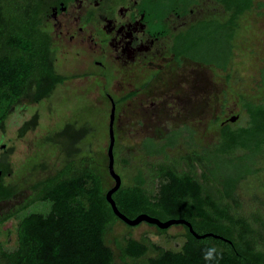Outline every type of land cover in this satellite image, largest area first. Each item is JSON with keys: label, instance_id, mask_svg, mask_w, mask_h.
I'll return each instance as SVG.
<instances>
[{"label": "trees", "instance_id": "1", "mask_svg": "<svg viewBox=\"0 0 264 264\" xmlns=\"http://www.w3.org/2000/svg\"><path fill=\"white\" fill-rule=\"evenodd\" d=\"M197 1L167 0V4L184 3L188 7ZM43 2L0 0V131L6 129L17 104L24 100L42 101L71 78L57 69L51 37L42 24ZM219 2L229 12V19L225 23H217L213 17L204 20L175 50L177 56L188 54L227 70L232 65L235 42L243 25L240 18L255 7L264 8V2ZM250 51L256 56L255 49ZM260 74L261 94L247 92V96H242V107L249 116L247 125L220 126L221 145L213 150L229 162L238 159L236 169L227 168L217 174L211 167L216 159L205 154L206 148L171 158L168 149L179 142L181 129L172 130L161 141L151 136L143 140L137 149L143 157L139 156L142 159L130 174V183L124 184V176L120 174L122 184L113 193L117 206L130 218L146 213L163 221L185 219L195 233L205 236L198 237L188 224L179 223L185 228L179 249H165L148 239L125 237L118 240L124 264H264V213L261 209L243 213L236 195L241 180L258 172L259 157H264V64ZM133 94L129 92L117 98L119 107ZM35 120L36 117L25 122L21 133ZM79 124L69 121L51 138L63 150L61 167L38 180L12 213L0 216L1 225L34 203L44 202L49 207L47 212L31 211L24 215L14 250L7 249L0 240V264H118L106 234L116 222L123 220L107 198L110 188L98 166L95 125L90 121ZM120 132L115 129V160L116 149L118 153L121 145ZM238 149L245 153L237 155ZM156 155H162L163 159L144 158ZM123 161L129 171L131 160L123 158ZM184 162L188 169L180 168ZM196 163L204 167L203 179L196 173ZM0 169H3L1 201L13 197L16 188L3 181L11 170L9 163L2 160ZM156 179L157 190L153 187ZM157 227L161 233L168 230ZM212 246L222 253V258L206 261L204 251ZM151 249L157 252L148 255Z\"/></svg>", "mask_w": 264, "mask_h": 264}, {"label": "rangeland", "instance_id": "2", "mask_svg": "<svg viewBox=\"0 0 264 264\" xmlns=\"http://www.w3.org/2000/svg\"><path fill=\"white\" fill-rule=\"evenodd\" d=\"M198 8L213 12L221 7L213 0H202ZM240 22L243 25L237 35L235 56L229 69L223 70L190 61L172 64L168 69H173L175 73L162 75L154 82L153 91L129 100L123 107L119 122L121 145L118 153L116 149L115 169L124 176V184L130 183V174L140 164V157L143 155L137 149L142 146L143 140L151 136L161 141L175 129L183 132L179 142L168 149L171 158L206 148L205 154L216 159L211 167L215 168L217 174H222L227 168L236 169L238 159L229 162L213 150L221 145L220 121L227 117L231 118L233 127L246 125L248 115L242 107V96H247V92L258 95L263 91L260 88V68L264 64V8L255 7L251 13L243 15ZM250 48L255 49L256 56L251 53ZM63 50L66 52L64 48L58 52V63H63L59 69L71 78L61 84L50 97L40 102L24 100L17 104L8 118L6 129L0 131V161H7L11 168V173L3 181L16 188L13 197L0 201V216L12 213L29 195L38 180L61 167L63 150L55 142L52 143L51 138L69 121L79 122V125L90 121L95 125L98 138H94V144L98 142V166L105 176L107 188H112L116 183L109 168L108 156V127L113 105L102 90L106 86L115 96H122L135 82V75L131 73L127 77L123 75L125 73L119 72L113 81L85 75L86 71H93L86 63L89 52L84 50L78 55L74 52L78 49H75L65 55ZM172 77L175 79L174 83L167 89L164 82ZM153 100L156 101L155 105L151 104ZM35 117L32 126L21 133L23 124ZM235 153L242 155L245 151L238 149ZM123 158L131 160L129 171ZM144 158L155 161L163 159V156ZM180 168L189 167L184 162ZM257 169L258 172L241 180L236 191L243 213L258 209L264 213V157H259ZM203 171L204 167L196 163V173L201 179ZM158 185L159 180L156 179L153 184L155 190ZM48 208V204L44 202L34 203L27 211L12 215L1 224L0 240L5 247L9 250L17 247L19 223L27 212H47ZM167 229L166 233H161L157 225L147 221L131 226L124 221H118L107 232L106 241L113 247L117 263L124 264L118 240L128 236L148 239L165 249H179L184 240V226L173 224ZM149 252L148 255H154L157 250L151 249Z\"/></svg>", "mask_w": 264, "mask_h": 264}, {"label": "flooded vegetation", "instance_id": "3", "mask_svg": "<svg viewBox=\"0 0 264 264\" xmlns=\"http://www.w3.org/2000/svg\"><path fill=\"white\" fill-rule=\"evenodd\" d=\"M213 1L221 8L211 12L198 8L202 0L188 7L184 3L168 6L167 0H44L40 14L44 17L42 24L50 34L56 66L61 74H64L59 69L63 63H58L61 49L66 50H63L65 55L75 49H78L74 51L78 55L88 51L86 63L93 71H86L85 75L113 81L119 72L127 77L134 73L135 82L122 95L134 92L129 99L134 100L153 91L154 82L162 75L175 73L168 69L172 64L190 61L222 69L216 63H206L188 54L177 56L175 50L204 20L213 17L215 22L225 23L229 19V12L219 0ZM174 80L173 77L166 79L164 86L168 89ZM102 91L112 105L115 104V129L119 130L121 111L129 100L119 107L117 98L122 96H115L106 86ZM151 104L155 105L156 101ZM228 124L232 125L231 118L220 121V126Z\"/></svg>", "mask_w": 264, "mask_h": 264}, {"label": "water", "instance_id": "4", "mask_svg": "<svg viewBox=\"0 0 264 264\" xmlns=\"http://www.w3.org/2000/svg\"><path fill=\"white\" fill-rule=\"evenodd\" d=\"M115 104H113V108H112V112H111V119H110V125H109V132H110V142H109V147H108V156H109V168L111 170V174L113 175V177L116 180L115 185L110 188L107 192V198L109 200V202L112 204V207L115 211V213L126 223H128L129 225H136L139 224L142 221H147L149 223H153L161 228H168L169 226L173 225V224H179V223H185L188 224L190 226V229L192 232L195 233L193 226L191 225L190 222H188L185 219H169L166 221H163L157 217L151 216L149 214L146 213H142L140 215H138L136 218H130L128 217L126 214H124L119 207L117 206V203L113 197V193L119 189V187L122 184V178L120 176L119 173H117L116 169H115V154H114V147H115V143H116V135H115ZM1 174L2 171H0V182H1ZM198 237L201 236H205V235H199L197 233H195Z\"/></svg>", "mask_w": 264, "mask_h": 264}, {"label": "clouds", "instance_id": "5", "mask_svg": "<svg viewBox=\"0 0 264 264\" xmlns=\"http://www.w3.org/2000/svg\"><path fill=\"white\" fill-rule=\"evenodd\" d=\"M218 258H222V253H220L219 250L215 246L207 248L204 251V259L206 261L216 260Z\"/></svg>", "mask_w": 264, "mask_h": 264}]
</instances>
